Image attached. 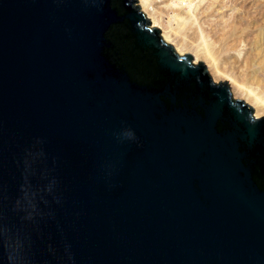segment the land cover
Returning <instances> with one entry per match:
<instances>
[{"label":"water","instance_id":"1","mask_svg":"<svg viewBox=\"0 0 264 264\" xmlns=\"http://www.w3.org/2000/svg\"><path fill=\"white\" fill-rule=\"evenodd\" d=\"M136 0H0V264H264V117Z\"/></svg>","mask_w":264,"mask_h":264},{"label":"rangeland","instance_id":"2","mask_svg":"<svg viewBox=\"0 0 264 264\" xmlns=\"http://www.w3.org/2000/svg\"><path fill=\"white\" fill-rule=\"evenodd\" d=\"M142 1L136 5L165 43L201 62L214 83L238 82L242 91H230L232 99L264 117V0Z\"/></svg>","mask_w":264,"mask_h":264},{"label":"bare ground","instance_id":"3","mask_svg":"<svg viewBox=\"0 0 264 264\" xmlns=\"http://www.w3.org/2000/svg\"><path fill=\"white\" fill-rule=\"evenodd\" d=\"M149 0H143L142 1V4H145V3H147ZM181 2H183V0H181L180 1V3ZM141 4V3H140ZM175 6H178L177 4L175 5ZM180 6V5H179ZM187 6V10H188V12H190V10L192 9V4H191V1L190 2H188V4L186 5ZM144 8V7H143ZM148 10H149V8H148ZM168 38V37H167ZM167 40V39H166ZM185 44V43H184ZM176 49H178V48H176ZM188 49L190 50V47H188ZM178 51L179 52H184L185 51V49L184 48H180L179 47V49H178ZM186 52V51H185ZM197 60V59H196ZM227 85H228V88H229V90L231 91V92H240V91H242V86L238 83V82H236L235 80H231L230 79V81H228L227 82ZM259 109H257L256 111H255V114L253 115L254 116V118H258L259 117V111H258ZM262 111V110H261ZM260 111V112H261Z\"/></svg>","mask_w":264,"mask_h":264}]
</instances>
